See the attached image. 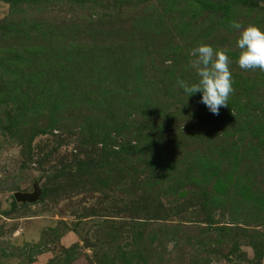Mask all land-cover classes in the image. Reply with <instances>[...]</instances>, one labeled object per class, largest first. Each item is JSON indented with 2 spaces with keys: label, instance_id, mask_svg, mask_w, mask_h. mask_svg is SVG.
<instances>
[{
  "label": "rangeland",
  "instance_id": "obj_1",
  "mask_svg": "<svg viewBox=\"0 0 264 264\" xmlns=\"http://www.w3.org/2000/svg\"><path fill=\"white\" fill-rule=\"evenodd\" d=\"M232 21L264 0H0V264H264V71ZM198 43L232 59L218 115L176 84Z\"/></svg>",
  "mask_w": 264,
  "mask_h": 264
},
{
  "label": "clouds",
  "instance_id": "obj_2",
  "mask_svg": "<svg viewBox=\"0 0 264 264\" xmlns=\"http://www.w3.org/2000/svg\"><path fill=\"white\" fill-rule=\"evenodd\" d=\"M232 29L238 30L236 46L239 55L236 58L238 67L245 71H264V29L256 24L242 25L237 21L230 23ZM190 55L191 67L195 69L197 79L193 82L177 79L178 88L190 97L201 94L200 102L214 115L219 114L221 107H227L233 92V77L230 70L232 59L228 51L207 43H198ZM171 64V61H166ZM175 241H170L166 248L171 251Z\"/></svg>",
  "mask_w": 264,
  "mask_h": 264
},
{
  "label": "water",
  "instance_id": "obj_3",
  "mask_svg": "<svg viewBox=\"0 0 264 264\" xmlns=\"http://www.w3.org/2000/svg\"><path fill=\"white\" fill-rule=\"evenodd\" d=\"M40 191H36L35 193L29 192H16L14 194L15 199L19 201H35L38 199Z\"/></svg>",
  "mask_w": 264,
  "mask_h": 264
}]
</instances>
